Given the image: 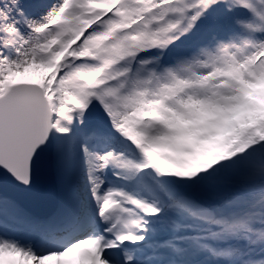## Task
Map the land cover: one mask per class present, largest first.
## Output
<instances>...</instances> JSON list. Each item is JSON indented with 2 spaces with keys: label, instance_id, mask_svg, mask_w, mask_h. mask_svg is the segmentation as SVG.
Instances as JSON below:
<instances>
[{
  "label": "snow or ice",
  "instance_id": "6c2138e0",
  "mask_svg": "<svg viewBox=\"0 0 264 264\" xmlns=\"http://www.w3.org/2000/svg\"><path fill=\"white\" fill-rule=\"evenodd\" d=\"M0 264H264V0H0Z\"/></svg>",
  "mask_w": 264,
  "mask_h": 264
}]
</instances>
